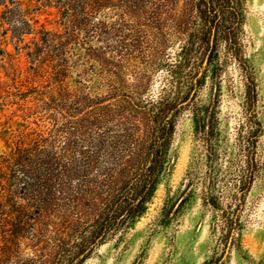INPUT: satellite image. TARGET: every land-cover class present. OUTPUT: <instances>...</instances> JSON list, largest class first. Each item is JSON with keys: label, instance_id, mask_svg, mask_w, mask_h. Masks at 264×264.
I'll use <instances>...</instances> for the list:
<instances>
[{"label": "rangeland", "instance_id": "374dc122", "mask_svg": "<svg viewBox=\"0 0 264 264\" xmlns=\"http://www.w3.org/2000/svg\"><path fill=\"white\" fill-rule=\"evenodd\" d=\"M86 2L35 15L52 77L31 80L37 62L0 52V156L4 130L36 149L33 183L13 169L26 229L0 264H55L162 133L145 211L82 264H264V0L215 5L227 21L208 66L198 0Z\"/></svg>", "mask_w": 264, "mask_h": 264}, {"label": "trees", "instance_id": "16d2710c", "mask_svg": "<svg viewBox=\"0 0 264 264\" xmlns=\"http://www.w3.org/2000/svg\"><path fill=\"white\" fill-rule=\"evenodd\" d=\"M230 1L232 0H198V5L205 7L202 14L211 24L210 28L205 30V34L209 37L201 44V49H205V57L201 63L203 66L211 63V55L208 53L214 50L217 36L227 21L225 11L216 9L215 5L219 2L230 3ZM52 2L53 0H0V47H4L0 50L1 60L6 58L12 60L23 56L31 64L37 62L33 67L34 75L30 76L31 80L42 78L45 73H50L52 77V56L43 53L50 32L44 26H38L39 22L35 19L38 12L57 8L53 7ZM86 5H96V0H87ZM29 37L30 39L27 40ZM8 46H13L12 53L6 50ZM1 68L4 71L7 70L5 63L1 65ZM6 77L8 78V75ZM6 84L0 81V93ZM23 84L20 81L17 86L20 87ZM165 127L166 125L162 129L163 132ZM1 134L8 136L12 144L10 152L0 156V258H3L12 246L24 238L26 229L23 223L24 209L29 207V204L24 202L25 199L17 193L15 178L12 177L15 171L13 169L20 168L19 171H22L23 177H28L29 184L26 187L33 183L35 178L26 171L25 167L32 162L36 149L34 139L27 134H11L8 130L2 131ZM165 136L162 133L158 140L165 139V141L157 143L158 145L152 148L147 155V161L138 165L132 176L124 181L106 201L103 207L105 210L100 213L96 223L83 230L71 246L67 247V243L64 245L55 264H82L90 257L96 245L104 244L115 235L123 233L143 214L153 197L159 176L163 171L164 157L167 152ZM248 189L249 186L245 190Z\"/></svg>", "mask_w": 264, "mask_h": 264}]
</instances>
